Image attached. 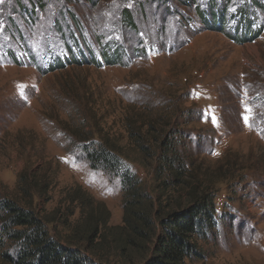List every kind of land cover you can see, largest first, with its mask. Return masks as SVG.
Instances as JSON below:
<instances>
[{"label": "rangeland", "instance_id": "obj_1", "mask_svg": "<svg viewBox=\"0 0 264 264\" xmlns=\"http://www.w3.org/2000/svg\"><path fill=\"white\" fill-rule=\"evenodd\" d=\"M94 131L148 187L162 138L187 137L193 184L229 216L199 264H264V0H3L0 200L65 234L82 187L122 224L120 177L73 141Z\"/></svg>", "mask_w": 264, "mask_h": 264}, {"label": "trees", "instance_id": "obj_2", "mask_svg": "<svg viewBox=\"0 0 264 264\" xmlns=\"http://www.w3.org/2000/svg\"><path fill=\"white\" fill-rule=\"evenodd\" d=\"M219 25H223L220 19ZM92 133L100 137L94 138L88 132L75 135L73 141L83 150L93 169L120 177L122 224L110 226V210L82 187L69 190L68 206L61 222L67 229L65 234L63 230L51 229L54 220L36 212L31 205L1 199L0 243L8 249L2 252V259L7 264H199L205 261L204 243L229 216L218 210V194L213 188L193 184L191 156L179 151L187 137L177 138V134L169 131L162 138L157 152L150 154L156 157L157 164L155 184L148 187L130 166L116 157L111 141L100 135V131ZM141 148L149 150L146 143ZM37 188L41 189V195L40 184ZM77 208L78 216L72 220Z\"/></svg>", "mask_w": 264, "mask_h": 264}, {"label": "snow or ice", "instance_id": "obj_3", "mask_svg": "<svg viewBox=\"0 0 264 264\" xmlns=\"http://www.w3.org/2000/svg\"><path fill=\"white\" fill-rule=\"evenodd\" d=\"M0 3H3V0H0ZM246 111H250V109H247V107H246ZM244 119H245V122L248 123L249 120H250V117L246 115L244 117ZM213 123H217L218 124V121H216L214 117H213ZM216 154H218V153H216Z\"/></svg>", "mask_w": 264, "mask_h": 264}]
</instances>
